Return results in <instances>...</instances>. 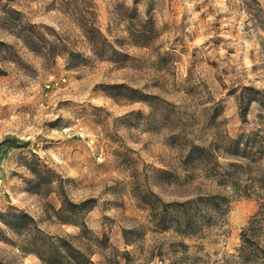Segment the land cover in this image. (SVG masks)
I'll return each mask as SVG.
<instances>
[{
    "label": "rangeland",
    "instance_id": "1",
    "mask_svg": "<svg viewBox=\"0 0 264 264\" xmlns=\"http://www.w3.org/2000/svg\"><path fill=\"white\" fill-rule=\"evenodd\" d=\"M87 20L125 56H94L79 27ZM56 45L62 56L48 52ZM70 51L83 60L69 66ZM250 132L264 134V0H0V212L23 210L96 264L114 254L120 264L154 254L165 264H264V160L238 171L235 189L200 168L187 182L180 167L191 143L235 161L226 140ZM200 192L229 200L200 235L149 222L156 197ZM59 193L86 201L85 236L56 219ZM22 237L0 222V262L43 264L20 250Z\"/></svg>",
    "mask_w": 264,
    "mask_h": 264
},
{
    "label": "trees",
    "instance_id": "2",
    "mask_svg": "<svg viewBox=\"0 0 264 264\" xmlns=\"http://www.w3.org/2000/svg\"><path fill=\"white\" fill-rule=\"evenodd\" d=\"M146 23L152 27L150 19L143 22L142 27ZM79 27L94 56L110 60L125 56V53L114 47L93 20L80 23ZM138 36L142 40L143 46L147 44L145 30H141ZM23 40L28 47L33 48L34 39ZM57 46H50L48 52L53 56H62L64 51H60ZM78 58L83 60L80 52L70 51L67 57L68 65L74 66V60ZM250 101L251 99L245 100L244 109ZM241 116L244 120V112L241 113ZM226 145L227 148H222L223 154L232 157L235 161L222 164L218 160L216 151L207 146L191 143L180 162L181 169L186 170L185 180L191 182L194 179L193 172L200 168L203 170L204 176L213 179L215 185L219 187L235 189L241 186L242 181L237 175L238 171H246L251 164L264 160V134L258 135L257 132L240 134L228 138ZM42 172L48 174L50 170L44 167ZM256 181L264 189V166ZM244 187L247 188V185ZM62 194L59 193L61 206L56 211V219L61 223L76 226L79 232L75 237L85 236L89 229L82 219L81 212L86 209L84 207L86 201L70 203ZM246 194L248 195V193ZM156 199L155 206L152 205L151 207L149 222L158 232H171L174 236L182 238L200 235L205 228L220 223L229 207V200L221 193L200 192L189 198L167 202L162 201L159 197ZM63 212H68L74 216L73 219L61 217L60 214ZM0 222L14 230L18 236H23L18 242L21 251L35 254L43 264H96L91 259V252L88 249L81 248L66 236L44 232L38 227L33 217L23 210L12 206L8 207L4 212H0ZM125 234L126 231L124 230L125 243L130 244L125 239ZM241 234L243 237L245 229L242 230ZM177 244L183 248V251L188 247L183 241H179ZM156 258L158 262L155 264H165V259L161 254L149 256L145 259L144 264H151ZM121 260L120 254L106 258L107 264H120ZM0 264L6 263L0 262Z\"/></svg>",
    "mask_w": 264,
    "mask_h": 264
}]
</instances>
